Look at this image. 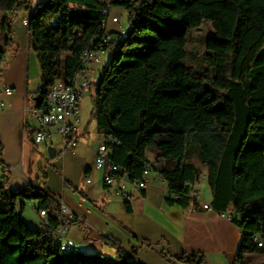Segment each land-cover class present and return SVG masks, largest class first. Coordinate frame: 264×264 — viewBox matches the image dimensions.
I'll return each instance as SVG.
<instances>
[{
  "label": "trees",
  "instance_id": "16d2710c",
  "mask_svg": "<svg viewBox=\"0 0 264 264\" xmlns=\"http://www.w3.org/2000/svg\"><path fill=\"white\" fill-rule=\"evenodd\" d=\"M107 5L124 8L129 22L126 37L107 46L110 59L92 83V119L109 160L129 183L150 164L167 185L165 203L186 209L196 204L189 195L202 176L189 161L195 155L212 210L230 215L239 230L232 264L264 255V0L39 1L27 28L41 73L37 107L62 75L81 71L82 54L106 32L101 10ZM28 10V0H0L8 14L0 22L6 46L12 45V18ZM204 21L213 30L204 43L208 68L196 69L184 61L189 35ZM4 59L0 49V73ZM32 201L38 212L48 211L47 226L30 228L24 221L22 211ZM60 217L61 205L43 189L0 183V264H104L102 254L62 252L49 243L45 234L58 229ZM255 238L262 239L261 248ZM104 244L118 259L140 264L133 250ZM178 260L206 264L199 253Z\"/></svg>",
  "mask_w": 264,
  "mask_h": 264
},
{
  "label": "crops",
  "instance_id": "0c3cea01",
  "mask_svg": "<svg viewBox=\"0 0 264 264\" xmlns=\"http://www.w3.org/2000/svg\"><path fill=\"white\" fill-rule=\"evenodd\" d=\"M21 15L22 13L20 17ZM14 35L16 40V34ZM26 40H28L27 28ZM4 51L5 54L9 53L10 60L0 75V102L4 103L3 112L0 113V183L6 182L12 190L25 186L43 189L53 198L60 200V203L58 201L57 203L62 204L69 211L68 215L73 217L66 236L81 248L79 238L83 240L97 238L99 249H102L106 241L125 252L133 250L134 260L140 264H186L180 262L178 257L193 253L202 254L206 264H232L240 233L220 214L202 209V205L211 204V193L206 179H200L193 185V191L200 192L199 202L182 209L165 203L168 197L167 185L152 170L145 190H139L134 184H129L132 197L128 202L130 211H126V200L113 196L112 190L104 185L103 176L106 167L99 171L95 170L93 164L87 163L85 158L74 160L81 177L79 172L74 174L69 161L66 162L65 167L62 158L61 162L57 161L61 171L54 166L53 170L47 172L45 181L43 180L44 187L32 182L33 172L29 166L26 168L23 162H18V152L19 140L23 144L24 152L25 132L27 131L28 136H32L33 139L36 129V123L29 117L26 108L35 106V93L39 87L29 90L28 82L30 66L35 68L37 62L30 46H21L20 42L17 46H5ZM100 70V67L93 64L89 66V71L93 74L92 83L97 80ZM5 89H10L12 93L6 95ZM29 120L34 123L31 124ZM84 134L78 131L79 144L70 157L76 156L79 148H86L82 144ZM53 138L48 142V146H52ZM32 141L34 144V140ZM95 151L96 149L91 151L93 158ZM154 158V153L150 152L148 160L151 164L154 163ZM199 168L204 175L205 169L201 166ZM51 174L62 180L59 197L53 195L52 187H47ZM86 174L91 177L89 184L85 182ZM36 178L39 180L38 177ZM202 192L207 193L206 198L202 196ZM29 203L31 202H27L25 207ZM32 204L37 211L38 201H33ZM16 210L20 212V203ZM23 214L24 210L22 217ZM68 215L66 218L69 217ZM38 220L37 225L31 224L32 228H42L41 219ZM24 221L27 223L25 219ZM252 256L255 255H246L245 264H251Z\"/></svg>",
  "mask_w": 264,
  "mask_h": 264
},
{
  "label": "built area",
  "instance_id": "2783aa9c",
  "mask_svg": "<svg viewBox=\"0 0 264 264\" xmlns=\"http://www.w3.org/2000/svg\"><path fill=\"white\" fill-rule=\"evenodd\" d=\"M28 1L29 10L21 15L22 25L26 28H28L29 25L30 12L33 6V0ZM109 8L110 6L107 5L101 10L102 14L105 16V19L102 21V27L106 32L103 37H97L94 39V42H98V46H93L82 54L80 58L82 66L81 71L73 78H68L65 75H62L50 87L40 106L37 107L35 105L31 108H26L27 114L36 123V129L33 136L34 144L36 146L42 144L47 145L48 142L56 136L59 138V142L62 145V153L67 152L72 155L74 154L80 140L78 137V102L83 92L90 87V84H92L93 79V74L90 73L89 66L93 64L96 67L102 68L101 56L107 52V46L116 36L120 35L125 38L127 35V31L122 28H117L113 31L107 29ZM111 23L118 24V18L112 17ZM4 93L10 95L12 91L10 89H5ZM3 109L4 103L0 102V113L3 112ZM105 167L107 170L103 176L104 185L112 190L113 196L130 201L132 199L129 191L130 183L126 178L123 169L109 160V150L106 145L102 143L95 151L93 168L99 171ZM151 172L152 169L150 164L146 165L141 177L132 184H134L139 190H145ZM200 179L205 180V176L202 175ZM85 182L87 184L91 182L90 175L86 174ZM189 196L196 203L200 200V192L197 190L193 191V186ZM202 209L213 211L209 205H202ZM37 213L42 219V226H47L48 211L44 210ZM68 214L69 211L61 206L60 226L57 230L47 232L45 237L50 241L49 243L51 245H58L62 252H81L82 250L80 246L77 245L74 240L66 236V233L70 229L71 220L73 219V217ZM67 215L69 216L68 218H66ZM220 215L229 222L232 219L228 214ZM254 241L257 244V247H262V239L255 238Z\"/></svg>",
  "mask_w": 264,
  "mask_h": 264
},
{
  "label": "rangeland",
  "instance_id": "374dc122",
  "mask_svg": "<svg viewBox=\"0 0 264 264\" xmlns=\"http://www.w3.org/2000/svg\"><path fill=\"white\" fill-rule=\"evenodd\" d=\"M43 1V0H33V5H35L37 2ZM105 1V0H100ZM23 14V13H22ZM8 14L4 13L3 11H0V22L2 17H6ZM117 17L119 20L118 24H112L111 18ZM1 25V23H0ZM122 28L123 30L127 31L129 29V22L127 17V11L122 7H114L111 6L109 8V16H108V24L107 29H117ZM11 30L13 33V44L10 46H17V44L20 42L21 46H28V40H26V28L22 25L20 14L16 15L14 18H12L11 21ZM16 34V40L15 35ZM4 36V37H3ZM213 36V30L211 27L210 22L204 21L199 28L194 29L190 35H189V41L187 44V55L185 59V63L196 68V69H207L208 66L204 64L203 57L205 55V41ZM5 35H3L0 31V49H5ZM18 41V42H17ZM110 59V52L108 51L106 54L101 56V67H103ZM10 56L9 53L5 54L4 63L2 66V71L0 75L4 72V68L9 63ZM38 64L36 63V67L32 68V65L30 66V75H29V82H28V89H38V85L40 83V69L37 67ZM23 75V72H22ZM94 93V86L93 84H90V87L87 88L79 102V125H78V131L79 133L87 132V134H84L83 142L84 145L83 149L77 150V155L74 157H70V154L62 153V145L59 143V139L57 137H54L52 140V146L48 145H39L35 146L33 144L32 136H28L27 131L24 134L25 137V143H24V152H23V144L21 140H19V152H18V162L22 163L23 166H29L31 168V171L33 172V178L31 179L32 182H37L38 184L42 185L41 187H44L43 180L45 181V176L47 172H50L54 169V166H56L60 170V165H58V162H61L60 160L63 158L65 161V167L66 162L69 161V165L74 172V174H77L79 172V168L74 162L77 158H85L87 163L93 164L94 158L91 156V151L97 149L104 141L102 135L98 134L96 125L94 120L92 119V95ZM30 102L32 103V100L30 99ZM31 124L34 122L29 120ZM53 147L55 149L54 157L49 158L47 153V148ZM190 150V148L188 147ZM150 152H147V157L150 156ZM189 161L192 164H195L197 168L200 170V165L198 163V160L195 155H192L189 158ZM27 168V167H26ZM64 168V166H63ZM41 170V171H40ZM61 171V170H60ZM81 171V170H80ZM13 172V171H12ZM81 177V172H79ZM39 180H37V178ZM62 180L58 179V177L54 176L53 174L49 177V182L47 184V187L53 188V195L55 197H59V190L61 189ZM56 189V190H55ZM55 191V192H54ZM207 193L202 192V196L206 198ZM56 202L60 203V200H57L54 198ZM33 202V201H32ZM29 203L24 208V214L23 217L28 223V227H32L31 224L37 225L39 222L38 219H41L38 215V211L33 207L34 204ZM62 206V204H60ZM42 222V219H41ZM41 228V227H40ZM39 228V229H40ZM80 243L82 245V252L87 254H102V258L104 261V264H127L128 260L126 258H117L116 250L113 249L110 246H106L103 244L102 249H99L97 246L99 245L97 243V238H91L88 240H83L79 238ZM100 240V239H99ZM129 250V249H128ZM251 264H264V255H255L250 257Z\"/></svg>",
  "mask_w": 264,
  "mask_h": 264
},
{
  "label": "water",
  "instance_id": "95a60500",
  "mask_svg": "<svg viewBox=\"0 0 264 264\" xmlns=\"http://www.w3.org/2000/svg\"><path fill=\"white\" fill-rule=\"evenodd\" d=\"M47 153L49 158H53L54 157V153H55V149L53 147H48L47 148Z\"/></svg>",
  "mask_w": 264,
  "mask_h": 264
}]
</instances>
